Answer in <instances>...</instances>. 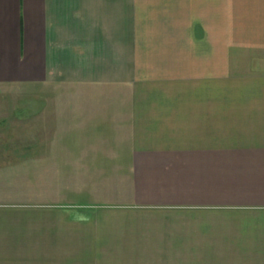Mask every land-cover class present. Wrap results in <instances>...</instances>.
Segmentation results:
<instances>
[{
    "label": "crops",
    "instance_id": "1",
    "mask_svg": "<svg viewBox=\"0 0 264 264\" xmlns=\"http://www.w3.org/2000/svg\"><path fill=\"white\" fill-rule=\"evenodd\" d=\"M222 11L262 71H196ZM47 83L49 126L0 100V264H264V0H0V88ZM28 119L53 154L12 152Z\"/></svg>",
    "mask_w": 264,
    "mask_h": 264
},
{
    "label": "rangeland",
    "instance_id": "2",
    "mask_svg": "<svg viewBox=\"0 0 264 264\" xmlns=\"http://www.w3.org/2000/svg\"><path fill=\"white\" fill-rule=\"evenodd\" d=\"M225 16V11L219 12V21L218 27L215 30V37L213 36L212 32V43L211 45H208V49L209 47L211 48L210 51H208L209 55H211L210 58H208L205 54V51H203L202 53L198 54V67L192 65L191 68L196 67V71H199L198 69H201L200 71H262L259 69V66L263 65V61L253 56H255V54L258 52L263 53V45H250L247 43L243 46L240 45L241 43L234 45L235 43H232V41L235 40V36L240 35L242 31L240 27L236 28L235 26H232L233 28L231 31H229L230 29L228 30L226 27ZM240 46L242 48H240ZM65 98V87L53 86V83H47L46 85H29L28 87L22 89L15 86L5 89L0 88V100H25V102H43L41 104L42 107L40 105L38 107L37 104L33 107L19 108V110L26 109L27 117H31L33 115L34 117L35 115L41 116L42 122L47 123L48 126L50 122L49 117L53 115V100ZM44 101H47L48 104ZM0 111H2L1 108ZM35 118L37 119V117ZM52 119L53 118H51V120ZM18 125L21 127L22 123H18V121H12L10 125L12 127L10 135L15 134V139L10 140L9 142L12 152L17 153L19 149L24 150L26 148L36 149L38 154L42 155L41 158L47 157L45 155L53 154V133L49 130H45L46 124H43L42 126V133L38 134L39 127L37 126V122H35L36 126L34 127L33 120L28 119V122L24 125V127L28 128V130L27 132H24L26 135L23 139L20 136L21 131H19L17 135V131L19 130ZM29 127H34L35 131L33 132V130L29 129ZM39 135H41L42 138H34ZM23 145L25 148L22 147ZM41 167L45 168L46 166ZM25 175L28 187L26 189H22L20 194L24 195L27 199H34L36 202L40 201L44 203H53V198L56 200L62 199L67 193V190L64 188L66 173L37 170L27 171ZM70 196L76 198L78 197V195L73 194ZM49 203L43 206L53 207V204ZM46 233L47 234L44 236L45 239L42 240V243H50V241L53 242V239H51V233H53V230L46 229ZM49 248L53 250L52 247ZM45 255H48V257H46L48 259H43L42 264L52 263L51 259L53 257V253H46Z\"/></svg>",
    "mask_w": 264,
    "mask_h": 264
}]
</instances>
